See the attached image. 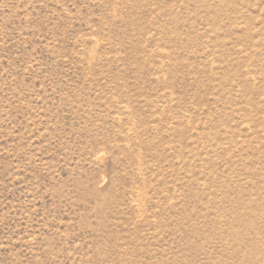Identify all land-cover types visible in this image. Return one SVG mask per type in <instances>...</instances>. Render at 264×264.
I'll return each instance as SVG.
<instances>
[{
  "label": "rangeland",
  "instance_id": "obj_1",
  "mask_svg": "<svg viewBox=\"0 0 264 264\" xmlns=\"http://www.w3.org/2000/svg\"><path fill=\"white\" fill-rule=\"evenodd\" d=\"M0 264H264V0H0Z\"/></svg>",
  "mask_w": 264,
  "mask_h": 264
}]
</instances>
